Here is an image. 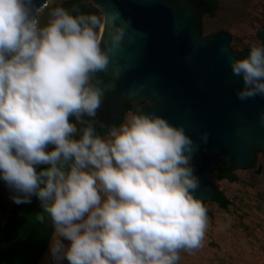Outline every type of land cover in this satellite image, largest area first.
<instances>
[{
    "label": "clouds",
    "instance_id": "9594fccd",
    "mask_svg": "<svg viewBox=\"0 0 264 264\" xmlns=\"http://www.w3.org/2000/svg\"><path fill=\"white\" fill-rule=\"evenodd\" d=\"M33 7L0 0V180L14 203L40 202L52 264H177L208 227L190 137L136 110L101 137L86 119L103 95L93 78L123 30L111 22L101 48L96 15L57 6L41 25ZM231 70L243 80L239 99L264 95V43Z\"/></svg>",
    "mask_w": 264,
    "mask_h": 264
},
{
    "label": "water",
    "instance_id": "95a60500",
    "mask_svg": "<svg viewBox=\"0 0 264 264\" xmlns=\"http://www.w3.org/2000/svg\"><path fill=\"white\" fill-rule=\"evenodd\" d=\"M47 1L33 0V12L37 15ZM89 1L103 14L101 48L111 22L123 31L109 50L107 68L94 75L103 95L95 117L86 119L97 129L109 128L119 124L131 104L133 111L181 127L192 141L190 164L198 179L193 195L202 203L213 202L211 173L219 161L240 170L254 163L256 151L264 152V125L259 122L264 95L239 99L243 80L231 70V61L246 57L249 48L234 50L231 36L223 31L200 32L199 20L208 12L204 0ZM256 38L264 43V26ZM13 195L0 180V257L5 227L14 218Z\"/></svg>",
    "mask_w": 264,
    "mask_h": 264
},
{
    "label": "rangeland",
    "instance_id": "374dc122",
    "mask_svg": "<svg viewBox=\"0 0 264 264\" xmlns=\"http://www.w3.org/2000/svg\"><path fill=\"white\" fill-rule=\"evenodd\" d=\"M65 1L48 0L38 10V22L45 24L50 10L61 7ZM96 16L100 21L96 29L99 38L103 14L100 11ZM261 26H264V0H220L218 12L203 18L204 33L226 32L231 36V47L236 51L259 45L256 32ZM259 166L264 170L263 154L258 156ZM253 171L255 168L237 170L236 182L218 180L215 174H211L212 183L219 187L230 203L226 209L212 202L204 205L208 227L201 245L192 250H179L177 264H264V171L263 174ZM37 264H52L49 245Z\"/></svg>",
    "mask_w": 264,
    "mask_h": 264
},
{
    "label": "trees",
    "instance_id": "16d2710c",
    "mask_svg": "<svg viewBox=\"0 0 264 264\" xmlns=\"http://www.w3.org/2000/svg\"><path fill=\"white\" fill-rule=\"evenodd\" d=\"M208 3L209 14L213 16L220 9V0H208ZM61 7H64L73 15L77 12L97 15L100 12L89 1L67 0L62 3ZM202 30L203 28L200 26V31L202 32ZM104 130L105 132L99 134L101 137L108 131L107 129ZM211 174H215L218 180L228 179L231 182L238 180L233 171L229 170L221 161L218 162ZM214 188L213 202L218 204L220 208L226 209L230 203L229 200L218 186L214 185ZM36 204H38V199L33 195L30 203H20L17 217H22L20 219L17 217L9 219L5 227V248L1 253L0 264H37L42 252L48 247L53 231L47 228L50 222L48 223L46 218L43 222L38 219L39 213ZM31 207H34L32 212L22 215L21 210H28ZM42 224L46 228L41 229Z\"/></svg>",
    "mask_w": 264,
    "mask_h": 264
},
{
    "label": "flooded vegetation",
    "instance_id": "af4514ba",
    "mask_svg": "<svg viewBox=\"0 0 264 264\" xmlns=\"http://www.w3.org/2000/svg\"><path fill=\"white\" fill-rule=\"evenodd\" d=\"M193 3H196L198 0H191ZM206 3H207V5H208V12L206 13V14H204V15H202V17L200 18V20H199V30H200V26H202V28H203V18L205 17V16H211L210 14H209V3H208V0H204ZM201 32V31H200ZM202 34H204V35H207V34H205L204 33V30H202V32H201ZM142 104H147L146 102H143ZM133 106L131 105V104H127L126 105V107H125V114H124V118L119 122V124L120 123H123V121H124V119H125V117H126V115L129 113V112H132L133 111ZM70 119H73V122L75 123L76 121L74 120V118H70ZM82 119H84V118H82ZM118 124V125H119ZM117 125V126H118ZM77 127L79 128V127H81V125L78 123L77 124ZM104 129H107L108 130V128H100V129H97L96 131H97V133L98 134H100L101 132H105V130ZM108 132V131H107ZM107 135V133L105 134V135H103L102 137H104V136H106ZM260 154H263L264 155V152H262V151H256L255 152V156H254V163L253 164H251L250 166H248L247 168H245V169H240V170H250V169H254L255 168V171H253L255 174L257 173V174H263V169H262V167L261 166H259V167H257V162H258V156L260 155ZM42 167H45V165H40V166H38V170H39V168H42ZM239 170V169H238ZM231 171H233V174H235L236 175V171L237 170H231ZM237 176V175H236ZM223 180H225V181H227V182H231V181H229L228 179H223ZM236 182V181H235ZM212 203H214V202H212ZM216 204V203H215ZM218 205V204H217ZM36 206L38 207L37 208V211H38V215L39 216H44L46 219H47V222L49 223L50 222V220L48 219V217H47V214L46 213H44L43 212V210L41 209V206H40V202L38 201V204H36ZM19 208H20V204H17L16 203V205L14 206V208L12 209V212H13V214H14V217H17V215H18V211H19ZM33 209H34V207H31L30 209H28V210H21L22 211V215L23 214H28V213H30V212H32L33 211ZM22 216H18L17 218H21ZM10 219V218H9ZM9 222V221H8ZM43 228H46V226L45 225H43L42 224V226H41V229H43ZM47 228L48 229H51L52 231H53V228H52V225H51V222H50V225L49 226H47ZM53 234H54V232H53ZM4 237H5V233H4Z\"/></svg>",
    "mask_w": 264,
    "mask_h": 264
},
{
    "label": "bare ground",
    "instance_id": "6f19581e",
    "mask_svg": "<svg viewBox=\"0 0 264 264\" xmlns=\"http://www.w3.org/2000/svg\"><path fill=\"white\" fill-rule=\"evenodd\" d=\"M101 31V30H100Z\"/></svg>",
    "mask_w": 264,
    "mask_h": 264
}]
</instances>
